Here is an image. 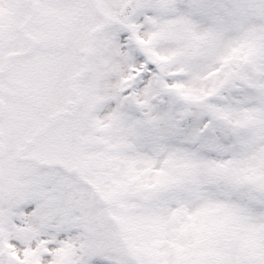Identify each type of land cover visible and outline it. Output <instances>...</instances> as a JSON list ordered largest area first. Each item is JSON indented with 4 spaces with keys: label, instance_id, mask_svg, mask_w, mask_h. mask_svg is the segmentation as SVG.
I'll use <instances>...</instances> for the list:
<instances>
[{
    "label": "snow or ice",
    "instance_id": "1",
    "mask_svg": "<svg viewBox=\"0 0 264 264\" xmlns=\"http://www.w3.org/2000/svg\"><path fill=\"white\" fill-rule=\"evenodd\" d=\"M0 264H264V0H0Z\"/></svg>",
    "mask_w": 264,
    "mask_h": 264
}]
</instances>
